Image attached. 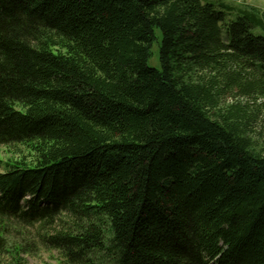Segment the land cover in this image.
<instances>
[{
  "label": "trees",
  "instance_id": "16d2710c",
  "mask_svg": "<svg viewBox=\"0 0 264 264\" xmlns=\"http://www.w3.org/2000/svg\"><path fill=\"white\" fill-rule=\"evenodd\" d=\"M226 18L0 0V264H264V11Z\"/></svg>",
  "mask_w": 264,
  "mask_h": 264
},
{
  "label": "rangeland",
  "instance_id": "374dc122",
  "mask_svg": "<svg viewBox=\"0 0 264 264\" xmlns=\"http://www.w3.org/2000/svg\"><path fill=\"white\" fill-rule=\"evenodd\" d=\"M216 3L217 6L222 7V10L227 14L226 20L235 19L240 10H244L250 7L257 9L259 12L264 11V0H210ZM251 32L254 35L264 36V29L261 26H253ZM156 36L159 38L160 33L156 31ZM226 38V37H225ZM151 56L148 60V66L159 68L158 60V46L156 43L153 44L151 48ZM241 102L244 103L245 99L242 98ZM226 104L234 103V100L231 97L225 99ZM252 137L256 140L258 145H262L264 142V115L263 118H260L259 122L254 126ZM17 148L24 149L22 146ZM16 148H8L6 146L0 147V160L7 161L8 158L18 159V156L14 155L13 152ZM26 264H65L63 259H61L60 254L56 250H46L41 248H36V251H33L26 258Z\"/></svg>",
  "mask_w": 264,
  "mask_h": 264
}]
</instances>
